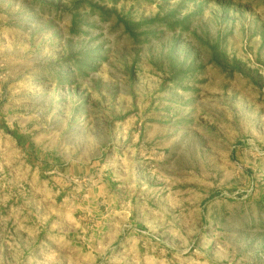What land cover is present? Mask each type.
Returning a JSON list of instances; mask_svg holds the SVG:
<instances>
[{
  "label": "rangeland",
  "instance_id": "obj_1",
  "mask_svg": "<svg viewBox=\"0 0 264 264\" xmlns=\"http://www.w3.org/2000/svg\"><path fill=\"white\" fill-rule=\"evenodd\" d=\"M123 127L159 213L105 264H264V0H0V264H94L23 152L85 162Z\"/></svg>",
  "mask_w": 264,
  "mask_h": 264
},
{
  "label": "crops",
  "instance_id": "obj_2",
  "mask_svg": "<svg viewBox=\"0 0 264 264\" xmlns=\"http://www.w3.org/2000/svg\"><path fill=\"white\" fill-rule=\"evenodd\" d=\"M108 134V140L97 145V156L85 162L66 160L60 163L50 147L43 149L45 159L37 158V161L31 160L30 150L24 151L25 153L22 151L33 171L22 181L38 182V185L39 181H45L41 185L48 198L54 197L53 181H61L63 201L76 199L77 204L80 203V230H70L64 237L74 238L78 235L79 249L95 252L94 264L117 260L120 251L127 255L130 251L132 253L134 236L136 231H140L137 227L145 225L150 231L159 213V207L155 209L142 197H136V191L142 189L141 186L149 188L151 185V181L141 180L145 174L144 169H136L135 163L150 158L149 155L145 156L143 143V139L149 134L141 132V135L136 136L125 127L116 128ZM140 144L143 153L138 155L137 148L141 150ZM50 189L53 190L52 193H49ZM157 194L158 199L162 198L166 202L180 198L170 190ZM68 216L70 219L74 217L72 214Z\"/></svg>",
  "mask_w": 264,
  "mask_h": 264
}]
</instances>
